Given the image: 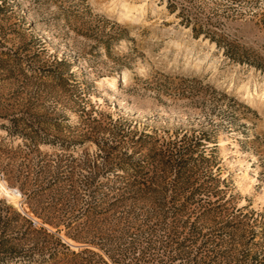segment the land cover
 I'll list each match as a JSON object with an SVG mask.
<instances>
[{"label":"rangeland","instance_id":"374dc122","mask_svg":"<svg viewBox=\"0 0 264 264\" xmlns=\"http://www.w3.org/2000/svg\"><path fill=\"white\" fill-rule=\"evenodd\" d=\"M194 1L0 0V264H264V0Z\"/></svg>","mask_w":264,"mask_h":264},{"label":"trees","instance_id":"16d2710c","mask_svg":"<svg viewBox=\"0 0 264 264\" xmlns=\"http://www.w3.org/2000/svg\"><path fill=\"white\" fill-rule=\"evenodd\" d=\"M169 6L178 7V14L181 16V22L185 24V26H190L195 34L203 33L204 36L209 35L211 39H213V35H210L212 31V25L209 21L202 22L201 16L202 11L195 5L194 0H168ZM216 202V203H215ZM211 204L216 205L217 207H223L224 201H215ZM215 203V204H214ZM225 207V206H224ZM231 221L236 222L239 217H244L246 213H241L240 209H235L230 211Z\"/></svg>","mask_w":264,"mask_h":264},{"label":"bare ground","instance_id":"6f19581e","mask_svg":"<svg viewBox=\"0 0 264 264\" xmlns=\"http://www.w3.org/2000/svg\"><path fill=\"white\" fill-rule=\"evenodd\" d=\"M136 10V9H135Z\"/></svg>","mask_w":264,"mask_h":264}]
</instances>
